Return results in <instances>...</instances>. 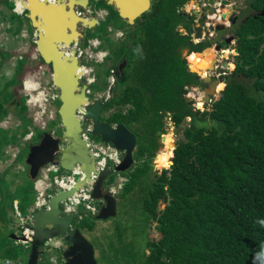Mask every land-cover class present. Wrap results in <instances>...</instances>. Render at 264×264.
I'll list each match as a JSON object with an SVG mask.
<instances>
[{"label": "trees", "instance_id": "16d2710c", "mask_svg": "<svg viewBox=\"0 0 264 264\" xmlns=\"http://www.w3.org/2000/svg\"><path fill=\"white\" fill-rule=\"evenodd\" d=\"M186 1L154 0L152 8L166 12L155 13L146 23H168L166 35L151 30L145 40L132 41L141 47L127 74L132 81L123 80L119 91L102 100V110L114 107L105 121L139 130L134 133L139 143L133 170L117 194L124 197L136 178L150 174L140 210L155 237L145 236L138 264H264V15L258 14L264 0H248L252 12L234 28L233 67L218 96L202 111L193 110L179 94L191 79L178 47L187 46V54L196 51L174 29L181 19L175 9ZM18 61L22 75L23 59ZM99 84L104 89L106 79ZM0 112L1 118L5 110ZM165 112L174 126L189 120L172 152L163 151L162 143L154 154L155 138L162 132L155 131ZM22 121L25 133L29 120ZM145 135L152 136L151 147H146ZM152 158L168 167L156 173ZM87 213L90 224L94 218ZM83 217L75 218L76 226Z\"/></svg>", "mask_w": 264, "mask_h": 264}, {"label": "water", "instance_id": "95a60500", "mask_svg": "<svg viewBox=\"0 0 264 264\" xmlns=\"http://www.w3.org/2000/svg\"><path fill=\"white\" fill-rule=\"evenodd\" d=\"M21 1L24 9L23 15L34 34L35 51L42 62L49 65L51 83L58 90L56 115L60 128L58 134L49 130L42 131L36 142L28 145L24 157L27 177L33 181L39 170L48 163L58 164L60 169L66 172L74 170L77 165L81 174L76 177V181L68 189H59L51 193L45 208L31 211L30 219L23 224L25 228L31 230L29 240L14 232V230L21 229L19 223L16 227L13 226V233L10 237L12 239L20 237L29 244L25 264H36L42 254L41 247L48 243L61 248L60 264H97L93 246L75 225L76 221L73 220L72 213H64L60 208L61 202L79 188L82 187L83 193L86 192L85 183L89 181L90 173L95 172L93 159L88 155V146L80 137L81 122L77 111L81 112L83 119L90 122L91 129L88 132L90 136H96L102 142H109L121 153L119 163L112 169L99 170L93 181L89 198L100 200L102 203L92 213L94 219H105L116 214V199L102 184L113 172H123L130 168L133 164L132 152L136 139L122 123L109 124L100 120L103 101L109 97L110 91H107L108 96L103 101L99 99L89 101L86 90L88 83L80 79L82 74L74 48L78 40L83 37L84 30L94 26L97 17V12L92 13L89 9V0ZM225 2L228 0H220L218 6ZM104 3L129 24L133 23L134 18L150 6V0H104ZM258 14L264 15V6ZM221 15L224 17L225 13ZM203 18L204 15L201 14L197 23H201ZM207 28L213 29L212 26ZM215 28L222 29L223 25ZM192 29L195 32L194 37L199 38L200 26L196 24ZM229 40L230 37L224 39V42L228 43ZM215 46L219 48L218 45ZM231 47L234 48V54H236L235 45ZM66 48L69 52L65 50ZM187 69L189 72H194L189 66ZM208 79V76H202L201 81L205 82ZM216 80L224 83L220 77ZM202 93L204 102H209L215 95L212 88L211 90L204 88ZM179 94L185 102L189 101L184 87L179 89ZM188 120L189 117H186L185 122ZM174 147L175 144L172 145V149ZM13 203L15 204L16 201L14 200ZM18 231L17 234H19Z\"/></svg>", "mask_w": 264, "mask_h": 264}, {"label": "rangeland", "instance_id": "374dc122", "mask_svg": "<svg viewBox=\"0 0 264 264\" xmlns=\"http://www.w3.org/2000/svg\"><path fill=\"white\" fill-rule=\"evenodd\" d=\"M200 3L202 0H199ZM11 1L9 0H0V55L3 57V61L0 59V92L3 91L2 87H5L6 82H8L11 78V74L13 72L14 60L15 58H19V56L23 57L22 67H24L23 74L19 76L21 82L24 79L28 78L34 81L38 87L36 90L30 92L31 94H36L37 92H42L44 94V100L42 102V107L38 106L35 102H27L28 95L27 92L22 88V86L17 87V94L22 96V100L25 103V114L26 118L29 120V125L27 126L28 131L25 132V136L28 135L29 131L32 129L33 124L35 127L39 128V131L35 133L33 140L35 141L39 134L42 131H53L54 134H58L59 132V120L56 115V108L58 106V102L55 99L58 93V90L52 85L50 79V67L48 64L40 62L38 58V54L35 51L33 40L34 36L32 30L28 27V22L23 15V12L20 14H13L11 10ZM193 0H189L185 3V11L192 7L193 9H198V7H194L192 5ZM210 3L215 4L214 0H211ZM236 4L233 8L240 10V17H243L245 14L252 12L251 9L247 8L248 0H234ZM22 6V1L18 4L16 3V11L20 12V9L17 5ZM167 5V3H164ZM89 5L92 8H96L97 17L100 16V8L105 7L109 11V15L107 19L112 20L111 23H115L116 25H121L119 22L116 23V17H114V13L110 12V9L103 2L97 1L96 3L93 0H89ZM98 8V9H97ZM223 10V9H222ZM229 10V9H228ZM103 12V10H101ZM165 11V10H164ZM187 12V11H186ZM190 12V11H189ZM213 12V11H212ZM177 18V17H176ZM122 22V21H121ZM180 23V20H178ZM178 27V26H177ZM104 29V24L101 27V30ZM232 31V30H231ZM233 32V31H232ZM230 32V33H232ZM222 31H219L217 34L220 35ZM94 34V32H93ZM234 34V33H233ZM91 36H94L90 34ZM90 36V37H91ZM209 41H202L199 44H195L192 46V49L196 50V52H203L202 50H206L208 47H213V43L216 41L213 39V36L210 37ZM95 38H91L94 40ZM111 40L114 42L117 40L113 32H111ZM231 44H235L234 38L230 41ZM210 45V46H207ZM230 50L227 52L225 61L227 63H231L234 57V48L230 46ZM187 46H180L178 48V58H185L187 54ZM226 49V48H224ZM230 53V54H229ZM94 59V58H93ZM17 62H19L17 60ZM83 62V60H82ZM218 63V62H217ZM19 64V63H16ZM87 65L93 67V72L95 73V77L97 78L98 83H92L90 88L92 91H88L89 93V101L94 99H99L102 101L108 95L106 89L104 91H100L103 89L99 83H101V79L103 78L104 71L100 70V68L92 61L87 62ZM187 64V61H186ZM233 67V64H232ZM224 68V67H222ZM232 69V68H231ZM229 69L228 71H230ZM227 71V72H228ZM102 72V73H101ZM188 72V71H187ZM91 75V74H90ZM88 75L86 72L84 75H81V80L85 79L86 76L91 77L93 75ZM213 77L217 78L221 76L220 69L217 67L216 71L211 74ZM200 76V75H198ZM83 77V78H82ZM95 78V79H96ZM189 78L191 81H185L183 86L186 90V96L188 97L191 108L197 109L199 111L207 110L209 108L210 102H204L202 100V91L197 87V81H192L195 79V74L190 73ZM127 80L132 81V77L127 75ZM218 79V78H217ZM109 80V79H108ZM196 80V79H195ZM198 80V79H197ZM224 80V77H223ZM96 81V80H95ZM109 83V81H108ZM99 84V85H98ZM110 85V84H109ZM19 88V89H18ZM16 89V88H15ZM15 89H11V91H15ZM119 86L115 87V90H118ZM10 90L7 91L4 95L9 94ZM220 91V90H219ZM111 96V91L109 93V97ZM218 96V93H215L214 97L211 99H215ZM25 99H24V98ZM198 99L200 101L198 102ZM0 101H2V97H0ZM202 101V102H201ZM7 103L4 104V110L6 112ZM125 106H122L124 108ZM114 110V107H109L105 109L102 113V117L109 114ZM170 114V113H169ZM186 117L184 121L178 125L170 127L165 124L163 127L164 130L162 141L164 142L166 147L164 149L171 148V144H175L177 140L182 139V127L186 124ZM18 123L17 117L15 116L14 110L10 107L7 109L5 116L1 118L0 127L3 129V132L0 133L5 137V144H2V151L0 153V182H1V192H0V230L4 228L6 230L0 232H7L9 224H13L12 226H17L19 222L18 219L20 217H26L31 213L32 203L36 192L34 193L32 189V181L27 177L26 165L23 164L24 170L17 172L20 166H16L12 163L11 158L12 154L16 152L17 143L14 140H11V135L17 134L19 131L18 128L21 127ZM5 130V131H4ZM129 130L133 131V133L139 132V130H134L129 128ZM167 131H169L167 133ZM171 136V137H170ZM93 141H98L96 136H90ZM138 135H135L136 145L138 146ZM152 136L149 137L145 135L146 139V147H151ZM11 140V141H10ZM29 141L24 140L22 145H25L23 151L21 153V157L26 155L27 151V143ZM155 142H158V138H155ZM21 145V146H22ZM162 148V144L154 145V152L156 153ZM172 152V148H171ZM159 154V153H158ZM157 154V155H158ZM133 163L135 161V153L134 150L132 152ZM104 159V158H103ZM156 161V160H155ZM110 163V162H109ZM152 168L156 170V173H159L160 169L167 168L158 166V164L154 165V162L151 160ZM156 166V167H155ZM134 164L130 166L129 169L123 172H113L110 174L105 181L103 182V187L107 188L108 182L112 181V184L118 183L117 176L124 175L129 176L130 172L133 170ZM151 168V169H152ZM66 172L61 170L58 173L50 172L48 175L54 174H65ZM143 174L141 177L136 178L135 185L133 189L127 193L124 197H120L119 192L120 189L116 188V194L113 196L118 201L116 202V214L114 216H108L105 219H94L89 224L88 213L83 208V201H81L78 205H76V209L78 213L84 216L83 220L78 224V228L82 235L92 244L94 250V258L97 264H138V261L141 259L142 254L140 252L143 251L144 243L146 240L147 234L150 237H155L152 226L146 225V221H144V214L141 213L140 203L141 197L143 193L146 191L145 189L149 186L150 182V174ZM125 182V181H124ZM121 182V183H124ZM14 200L16 201L15 206L18 210V215L14 212ZM90 202L95 206L99 207L100 200H90ZM162 207V204L159 203V208ZM3 226V228H2ZM91 226V228H90ZM148 227V228H147ZM2 228V229H1ZM14 228V227H13ZM17 233V230H15ZM4 236L3 239H0V264H5L3 261L5 258L8 259L9 264H14L15 259L21 261V264H25L26 256L28 254V246L29 244H15L13 240L7 236ZM51 243L45 244L41 247L42 254L39 256L36 264H59L60 263V249L50 245ZM6 245L5 248H3ZM147 250H145V253Z\"/></svg>", "mask_w": 264, "mask_h": 264}, {"label": "flooded vegetation", "instance_id": "af4514ba", "mask_svg": "<svg viewBox=\"0 0 264 264\" xmlns=\"http://www.w3.org/2000/svg\"><path fill=\"white\" fill-rule=\"evenodd\" d=\"M97 1H102L104 3V0H93L94 3H96ZM193 1L194 2H192V5L194 7H198V9H193L192 7H189V9L186 10L187 11L186 12L185 9L187 8H185V3H182L176 7L175 11L176 13H179L181 15V19H180V23L178 22V24L175 25L174 29L178 31L180 36H182L183 38L187 40L186 42L187 44H191V45L198 44L202 41L203 42L209 41L211 40L210 37L212 36H213V39H216V41H213L210 43V45L213 43V47H209V48L207 47L206 50H204L201 53L196 52V51H191V53H188L185 55L186 59L183 58L185 60L186 69H187V66H189L194 71L192 73L195 74L196 80L195 79L194 80L197 81L196 82L197 87H199L201 91L204 88L208 90H211L212 88L213 94H215V92L219 91L220 86L223 84L222 81L216 80V79L219 77L223 79L224 75H226L229 72L228 70L232 68V64L227 63L225 61V57H226L228 50L231 49L230 46L235 45V44L230 43V41H232L233 38L235 37L234 28L236 24H238L243 19V17H245V15L247 14H245L243 17H240L241 11L233 8L236 5L234 3V0H228L229 5H224V6L223 4L221 6H218V3L220 2V0H215L216 5L215 4L212 5V3H210L211 0H202L201 3L199 0H193ZM15 2L18 4V2H21V0H15ZM153 2L154 0H150V6L145 11L141 12L136 18H134L133 23L131 24H129L126 20L121 19L118 13L112 10L110 6H108L110 9V12L114 13L115 15L114 17H116L115 18L116 23L119 22L121 25H116L115 23L114 24L111 23L110 21L112 20L107 19L109 15V11L105 7L100 8L99 10L100 16L96 17V23L94 24V26L91 27L90 29H85L83 32V37L80 38L77 42L78 46L86 48V51L91 53L90 58H87V56H85L86 61L84 60V58L78 59V65L79 63L84 64L88 68V75L90 74L93 75V76L90 75L93 78V80L91 83L88 84L87 89H86L87 91H92V89L90 88V85L92 83H98L97 78L95 77V73L93 72V67L87 65L86 64L87 62L92 61L99 68L101 66L100 70L104 71L103 77L107 81V85L104 88L106 89V91L108 90L109 91H119V90H115V87L117 85L118 86L122 85L121 82L127 78L129 69L132 66H134V61H136V54L141 52L140 44H136V46L132 45V41L134 40L138 42V40L140 41L145 40L147 38L146 33L148 34L149 32H151V30L157 32L162 38L166 35L167 30L170 27L168 23H163L160 25L146 23L153 17L155 13H158L159 11L166 12L164 10L152 8ZM17 6H20V5H17ZM89 9H91L92 13L96 12L95 10L96 8H92L90 5H89ZM101 10H103V12ZM221 13H225V16L222 17ZM201 14L204 15V18L201 23H197V19L201 17ZM140 20H143L144 23H138V21ZM205 22H207V25L205 24ZM103 24H104V29L101 30V27ZM196 24L200 26V37L199 38L194 37L195 32L192 29ZM218 25H223V28L216 29L215 27H217ZM208 26H212L213 29L209 30L207 28ZM219 31H222L220 35L217 34ZM93 32L95 35L93 34ZM111 32H113V34L117 38L114 44L111 40ZM208 32H210V34ZM90 34L94 36H91ZM229 37H230L229 42L225 43L224 39L229 38ZM91 38H95V39L91 40ZM195 39H197V41ZM215 45H218L219 48H217ZM0 59L1 61H3L6 58L3 59V57H1L0 55ZM19 59L22 60L23 57L19 56V58H15L11 78L8 82H6L7 85H5V87H2L3 91L5 92H0V95L3 96V93H6L9 90L11 91V89L16 88L15 91L9 92V94L6 95L5 98L2 97V101H0V111L4 109L5 103H7L6 112L9 107L12 110H14V112L16 110L19 111L15 113V116L17 117L18 123L20 124L21 127L18 128L19 131L17 132V134L11 135V138H10L11 140H14L17 143V146H20L19 148H17L16 152L12 154L13 157L11 158L12 163H14L16 166L21 165V168L20 169L18 168L17 172L19 171L21 172L24 170L23 164H25L24 163L25 155L21 157V153L23 151V148L25 147V145H22L23 141L24 140L29 141L27 143V147H28V145L36 142L37 139L35 141H32V140H33L35 133L39 131V128L35 127V125L33 124L32 129L29 131V134L27 136H25V134L23 133L22 117L26 118L27 115L25 114V109L23 108L22 102L24 100L22 101V96L17 94V87L19 86L20 71L19 69L16 68V65H17L16 63H19L17 62V60ZM187 59H190V60L188 61ZM186 61H187V64H186ZM223 62H226V63H223ZM20 66H22V64H20ZM217 67H224L228 72L224 70L221 76L215 78L211 74L213 73V71L214 72L216 71ZM80 71H81V68H80ZM202 76H205V77L208 76L209 79L206 80L205 82H202L201 81ZM81 81H86V80L82 79ZM110 83L111 85L109 87ZM37 87L38 85L34 81H29V79L26 80L25 90L32 92L33 90H36ZM104 89H100V91H104ZM30 95H31L30 101L37 102L42 107V102L44 100V94L40 92L37 95L31 94V93ZM87 95L89 99V93ZM103 111L104 110L101 109L99 118L100 120L105 121L103 118L106 116L102 117ZM166 113L168 112L162 113V117L159 119V122H160L159 126L156 128V131H155V133L159 132L160 130L162 131L161 133H158L159 135L158 143L160 145L163 143L164 147L166 146L164 142L161 140L160 134L162 133L165 134L163 129H166V128L163 127V125L165 124L166 126H168V123L164 117ZM0 115H2L1 112H0ZM3 116H5V114ZM3 116L1 118H3ZM1 118H0V121H1ZM2 132H3V129L0 127V133ZM131 132L133 133V131ZM163 136L164 135H162V138ZM2 137L3 135L0 134V153L2 151V144L6 143L5 137L4 139H2ZM170 147L172 148V144ZM0 185H1V182H0ZM12 225L13 224H9L10 227H13ZM13 229L14 228H12V230ZM17 239L18 237L16 239H12L13 243L19 244Z\"/></svg>", "mask_w": 264, "mask_h": 264}, {"label": "built area", "instance_id": "2783aa9c", "mask_svg": "<svg viewBox=\"0 0 264 264\" xmlns=\"http://www.w3.org/2000/svg\"><path fill=\"white\" fill-rule=\"evenodd\" d=\"M12 3V7L11 10L13 13L15 14H20L22 12H24L23 7L21 6V10L20 12H16L15 8H16V2L15 0H9ZM79 12V11H77ZM205 24L207 25V22H205ZM210 34V32H208ZM34 36V34H33ZM197 41V39H195ZM234 53V51H233ZM74 54L76 55V57L79 58H84V60L86 61V57L90 58V54L89 52L86 51V48H83L81 46L76 45L74 48ZM235 55V54H234ZM97 58V57H96ZM80 68L85 69L86 72H88V68L87 66H85L82 63H79ZM220 69V74L223 73V71H227L225 68L222 67H218ZM84 75V74H83ZM28 79V78H26ZM26 79L23 80L22 82V88L25 90V86H24V82L26 81ZM86 82L89 84L92 82L93 78L92 77H85ZM28 95L27 98V102H31L30 101V91L25 90ZM33 103V102H32ZM77 116L80 119V122L82 123L81 125V131H80V137L85 141L86 145L88 146V155L93 159V166L95 169V172H91L90 173V178L89 181L86 182V192L83 193V189L82 187L79 188L78 191H76L75 193H73L70 196H67L60 204V208L64 213H72L73 215V220H75V218H79L80 214L78 213L77 209H76V205H78L81 201H83V208L88 211L89 213H94L96 207L93 204H89L90 203V198H89V193L90 190L93 186V181L96 179V176L98 174V171L101 169H112L114 165H116L117 163H119L120 159H121V153L119 151H117L112 144H110L109 142H102V141H93L92 138L89 135V130L91 129L90 127V122L88 120L83 119L82 114L80 111H77ZM168 125L170 127H173V123L171 121V117L169 115V113H166L164 115ZM29 134V133H28ZM163 133L160 134V136L162 137ZM104 158V163L102 165H100L98 163V161L100 159ZM110 162V163H109ZM78 166L76 165L74 170H71L69 172H66L65 174H54L49 176L48 174L50 172H55L58 173L59 171H61L59 165H53V164H46L45 166H43L37 176L35 177V179L32 181V187L33 190L36 192V195L34 197L33 203H32V210L34 209H43L46 207V202L48 200V197L51 195V193L58 191L59 189H68L70 186H72L74 184V182L76 181V177L79 176L81 174V171L77 168ZM126 179L124 177L119 176L118 177V183L115 182V184H112V182L107 184V188L106 190L110 191V193L112 195L116 194V191L118 189L121 188L122 184L121 182H124ZM118 192V191H117ZM14 212L16 213V215H18V210L16 209V206L14 204ZM30 219V214L26 217H20L18 219V225L20 226L21 229H19L17 235H20L22 237H24L26 240L30 239V233L31 230L25 228L23 226V224L25 222H27V220ZM18 242L22 243V244H26V242L22 239H20V237H18ZM4 263H8V260L5 259Z\"/></svg>", "mask_w": 264, "mask_h": 264}, {"label": "crops", "instance_id": "0c3cea01", "mask_svg": "<svg viewBox=\"0 0 264 264\" xmlns=\"http://www.w3.org/2000/svg\"><path fill=\"white\" fill-rule=\"evenodd\" d=\"M154 154H155V152H154ZM153 157H154V156H153ZM151 160L153 161V158H152ZM134 163H135V161H134ZM134 163H133V164H134ZM133 164H132V165H133ZM132 165H131V166H132ZM151 168H152V163H151ZM152 170H155V169L152 168ZM119 176H121V175H118V176H117V179H118ZM122 176H124V175H122ZM122 176H121V177H122ZM124 177H125V176H124ZM112 181H113V180H111V182H112ZM125 181H126V180H125ZM116 202H118V201L116 200ZM7 226H8V229H7V232H6V233L8 234L7 236L10 237L11 233H13V230H12V228L9 229V228H10L9 225H7ZM2 228H3V226H2ZM2 228H1V229H2ZM3 230H6V229L4 228ZM3 230H0V231H3ZM6 233H4V232H0V239H3L4 236H6ZM10 238L12 239V237H10ZM16 242H17V241H16ZM18 243H20V242H18ZM20 244H22V243H20ZM5 247H6V245H5L3 248H5ZM5 259H7V258H5ZM5 259H4V260H5ZM7 260H8V259H7ZM3 262H4V261H3ZM18 262H19V263H18ZM5 264H9V261H8V263H5ZM14 264H21V261L18 260V259H15Z\"/></svg>", "mask_w": 264, "mask_h": 264}, {"label": "bare ground", "instance_id": "6f19581e", "mask_svg": "<svg viewBox=\"0 0 264 264\" xmlns=\"http://www.w3.org/2000/svg\"><path fill=\"white\" fill-rule=\"evenodd\" d=\"M19 3V2H18ZM20 5V4H19ZM224 5H229V2H225L224 4H223V6ZM18 8L21 10V6H18ZM15 11H16V8H15ZM17 12V11H16ZM19 13V12H18ZM227 13V12H226ZM64 49V48H63ZM65 50H67L68 51V48H66ZM230 50V49H229ZM228 50V51H229ZM188 61L190 60V59H187ZM86 73V70L85 69H82L81 68V74L83 75V74H85ZM27 80V79H26ZM29 81H32V80H30L29 79ZM25 83H26V81L24 82V86H25ZM38 93H40V92H37L36 94H34V95H37ZM30 99H31V95H30ZM200 101V99H198V102ZM202 102V101H201ZM35 103H37V102H35ZM37 105L38 106H40V104L39 103H37ZM41 107V106H40ZM98 163L100 164V165H102L103 163H104V159L102 158V159H100L99 161H98Z\"/></svg>", "mask_w": 264, "mask_h": 264}, {"label": "clouds", "instance_id": "9594fccd", "mask_svg": "<svg viewBox=\"0 0 264 264\" xmlns=\"http://www.w3.org/2000/svg\"><path fill=\"white\" fill-rule=\"evenodd\" d=\"M39 57V56H38ZM21 86H22V82H21Z\"/></svg>", "mask_w": 264, "mask_h": 264}]
</instances>
